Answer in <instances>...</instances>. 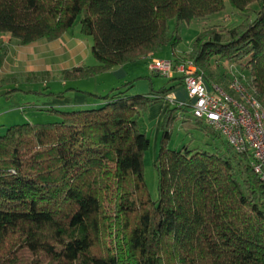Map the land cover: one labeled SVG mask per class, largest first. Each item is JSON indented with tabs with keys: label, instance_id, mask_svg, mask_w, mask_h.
Returning <instances> with one entry per match:
<instances>
[{
	"label": "trees",
	"instance_id": "trees-1",
	"mask_svg": "<svg viewBox=\"0 0 264 264\" xmlns=\"http://www.w3.org/2000/svg\"><path fill=\"white\" fill-rule=\"evenodd\" d=\"M227 2L243 14L260 7L235 26L204 29L189 53H178L170 21L205 19ZM80 16L99 64L64 70V81L172 45V61H193L208 85L234 96L230 85L239 80L264 110V0H0V34L21 46L54 41ZM217 60L237 64L248 80L223 83L213 71ZM126 86L97 96L99 106L51 108L58 122L17 124L0 136V264H264V179L252 153L229 143L218 152L170 149L171 119L191 109L173 103L163 113L154 200L144 175L150 139L139 117L177 85L149 95Z\"/></svg>",
	"mask_w": 264,
	"mask_h": 264
},
{
	"label": "rangeland",
	"instance_id": "rangeland-1",
	"mask_svg": "<svg viewBox=\"0 0 264 264\" xmlns=\"http://www.w3.org/2000/svg\"><path fill=\"white\" fill-rule=\"evenodd\" d=\"M259 7V3H255L251 6V11L243 14L227 2L223 12L205 19H196L191 23H177V20H171L169 23L170 32L176 31L180 37V42L176 47L177 52L180 54L189 53L197 36L206 28L214 25L231 27L245 21L248 17L255 18V12ZM81 18L80 16L76 20L73 27L66 34L69 37L84 41L82 46L86 48L85 52L88 55H81L82 66H95L99 62L91 52L93 40L81 33ZM40 41L46 43V51L55 49L54 41L57 40L42 39ZM50 51H52V54L48 56L52 65L50 73L20 71L14 76L0 74V136L4 135L10 126L17 124L58 122L60 119L49 110L51 108L65 111L73 110L71 107H55L56 104H64L62 103L64 101H66V104H72L87 96L98 100L97 106H99L102 101L97 96L110 95L114 90L123 88L127 84L126 87L130 88L129 94L132 95H143L145 92L154 93L161 91L163 88H168L172 84L169 78L152 74L148 68L154 57L172 60L174 56L172 45L166 46L153 56L127 64L125 68L123 66L116 67L94 77L70 81H64L60 75L65 68H74L75 60L78 57L72 59L68 52ZM9 53L8 49L1 48L0 63L8 61ZM78 60L80 59L78 58ZM62 61H66V65L60 64ZM213 71L217 73L223 83L227 81L229 83V80L234 77L242 78L244 81L248 80L247 73L242 72L237 64H231L223 60L215 61ZM126 75L128 77H125ZM130 83L132 85H129ZM133 84H135L134 87H132ZM90 94L96 95V97L90 96ZM162 105H165V102L150 107L145 113H141L139 117L140 131L150 139V148L144 155V175L151 197L154 200L158 198V172L155 162L162 147L164 136ZM169 107L170 104L165 109L167 110ZM184 115L186 118L181 120L171 119V124L168 127L171 137L166 142L170 149H180L187 146L189 149L218 152L228 145L224 137L215 138L210 128L208 132L204 126L197 123L191 109Z\"/></svg>",
	"mask_w": 264,
	"mask_h": 264
},
{
	"label": "built area",
	"instance_id": "built-area-1",
	"mask_svg": "<svg viewBox=\"0 0 264 264\" xmlns=\"http://www.w3.org/2000/svg\"><path fill=\"white\" fill-rule=\"evenodd\" d=\"M148 68L169 79L181 77L193 116L220 133L236 152H251L254 170L264 179V110L239 80L230 85L234 96L218 85L210 89L193 61L154 58Z\"/></svg>",
	"mask_w": 264,
	"mask_h": 264
},
{
	"label": "crops",
	"instance_id": "crops-1",
	"mask_svg": "<svg viewBox=\"0 0 264 264\" xmlns=\"http://www.w3.org/2000/svg\"><path fill=\"white\" fill-rule=\"evenodd\" d=\"M54 42H55V49H50V50L53 51L55 50L58 52L61 51L60 53L68 52L71 55L72 59H75L77 57L80 59L78 60L77 58L75 60L74 67L82 66L83 60L81 58V55L82 54L86 55L85 52L86 48L82 46V44H84L83 40H78L76 38L69 37L67 34H65L62 38ZM2 47L8 49V52L10 53H9L8 61L7 62L4 61V63H2L0 66V74L3 73L5 74V76H10V75L14 76L16 73H19L20 71H26V72L32 71L35 73L36 72L50 73L52 71V65L50 62V58L48 57L49 55L52 54V51L50 50L45 51L47 45L42 41L32 43L28 46H21L19 45L18 41L13 39L10 35L0 34V50ZM20 60L23 62H21ZM65 63L66 61L60 62V64L62 65H66ZM126 66L124 65L123 68H125ZM64 70H68V69L65 68ZM125 77L128 76L126 75ZM175 85H177L176 89L167 96L165 100V105H162L161 112L163 113L164 110H166L165 108L169 106V104L171 105L179 101L190 102L185 86L183 85L182 81L179 78H177L172 84H170L169 88ZM134 86L135 84H133L132 87ZM208 87L211 89L210 85H208ZM149 94H151V92H145L143 95H149ZM62 103L64 104H60V105L56 104L57 106L55 105V107H61V108L71 107L73 109L75 108L88 109V108L96 107L99 101L96 100L95 98L84 96L80 101L76 103L66 104V101Z\"/></svg>",
	"mask_w": 264,
	"mask_h": 264
}]
</instances>
